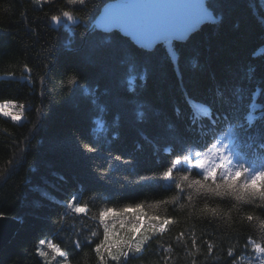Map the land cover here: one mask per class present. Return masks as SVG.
<instances>
[{
    "label": "trees",
    "instance_id": "1",
    "mask_svg": "<svg viewBox=\"0 0 264 264\" xmlns=\"http://www.w3.org/2000/svg\"><path fill=\"white\" fill-rule=\"evenodd\" d=\"M108 1L90 0L77 11L65 0L39 7L31 0H0V103L25 107L21 122L0 114V215L18 224L0 250V264H45L37 254L42 239L58 244L69 264H99L94 251L103 239L99 211L138 203L149 215L174 223L140 253L130 254L126 264H165V256L167 264H231V246L237 256L244 253L239 264H247L251 250L244 245L249 236L258 238L260 228L258 220L242 217L252 213L264 220V209L200 195L193 207L186 200L190 190L179 193L159 174L182 150L187 154L186 144L214 143L218 129L192 102L206 111L210 107L224 131L232 127L225 115L234 125L246 123L251 111L253 126L239 133L238 142L246 158L257 151L247 145L258 144V133L264 132L263 3L206 0L215 22L202 24L184 41L173 40L169 48L159 43L146 50L118 31L93 26ZM64 10L79 19L51 21ZM173 50L176 55L170 56ZM129 53L140 61L131 70ZM129 75L137 77L132 92ZM85 144L98 151L83 152ZM142 176L157 178L142 181ZM72 195L87 205L88 215L67 209ZM174 197L173 203H158ZM205 199L218 215L201 211ZM193 238L199 252L191 247ZM204 241L213 243L212 254ZM49 260L53 264L52 256Z\"/></svg>",
    "mask_w": 264,
    "mask_h": 264
},
{
    "label": "snow or ice",
    "instance_id": "2",
    "mask_svg": "<svg viewBox=\"0 0 264 264\" xmlns=\"http://www.w3.org/2000/svg\"><path fill=\"white\" fill-rule=\"evenodd\" d=\"M33 5L48 3L49 0H31ZM90 0H65L67 6H72L77 11H84L88 7ZM76 6H79L76 8ZM61 17L68 22L75 23L79 17H76L72 11L64 10L59 15H52L51 21L59 23ZM215 22V18L209 12L208 8L202 0H119L114 5H105L102 14L97 20V26L105 32L117 30L128 37H131L137 45L143 49H151L159 43H166L172 40H185L189 37L198 25L203 22ZM175 56L173 50L169 53ZM128 62L130 70L140 62L139 58L133 54H128ZM26 71L30 69L25 66ZM11 75V74H9ZM140 80L144 76L139 77ZM43 81V77L41 78ZM137 77L129 75L127 78L128 91H134ZM69 84L73 83L72 79L68 80ZM255 95V94H254ZM14 107V102L5 101L0 103V114L5 117H11L13 121L21 119L24 105H19L21 111L12 112L10 108ZM256 105L253 103L249 106L254 109ZM143 115V113H141ZM204 116L211 121V124L218 130L213 132L214 143L210 145H198L197 143H188L185 145L188 152L185 154L183 150L171 159L168 166L159 174V179L168 181L170 184L175 183V188L179 193L187 192L186 200L190 206L194 207V196L200 195L204 197H225L236 201L241 205H255L264 209V132L258 133L259 143L255 141L247 145L248 149H257L252 153L251 158L247 152H243L241 144L238 142L239 133H247L252 128L253 116L249 111L246 117V123L235 121L231 117L225 115L223 121L228 123L230 130H219L218 121L220 117L213 119L211 108L204 112ZM99 123V122H98ZM196 121H193L195 124ZM202 147L204 150H195ZM98 149L92 145H83V152L94 153ZM113 159L119 161L120 156ZM130 161H124L129 163ZM175 173V175H174ZM179 181L176 182V177ZM157 177H144L140 179L150 180ZM178 197L172 200L159 201L160 204H170L176 201ZM76 197L73 196L67 203V209L75 214L88 215L89 209L87 205L74 203ZM155 205H153L154 207ZM183 207V205H181ZM237 204H233L232 208H236ZM212 216L218 215L217 208H209L207 199L204 201V208L201 210ZM130 214V215H129ZM96 217H93L95 219ZM106 218H111L120 224L121 228H126V232L118 233L113 230L114 225L106 222ZM99 224L103 227V239L95 244V254L99 264H108L114 261L121 264L123 260L126 264L130 254H135L144 250L145 246L157 234H163L167 231V226L174 223L171 218L160 217L158 215H149L143 210L142 204H136L134 208L123 207L115 209L106 207L98 213ZM259 221L260 234L254 239L249 236L244 248L250 249L247 255V264H264V220L249 213L242 217L243 221L252 222ZM127 221V224L125 223ZM95 236L96 233L92 232ZM178 239H184V233H181ZM53 253L52 259L57 256L63 259L59 264H69L67 254L61 247L53 243L52 240H40V245H45ZM76 247H81L79 242H75ZM207 244V252L213 253L214 245L209 241ZM191 247L197 252L200 248L195 238L191 240ZM40 257L45 259V264H51L48 253L37 248ZM164 251L170 252L171 247L165 248ZM194 255V253H189ZM244 256L242 252L240 256L236 255L235 246L227 249V257L232 258L231 264H239ZM165 264L169 257L165 256ZM192 264H196L193 260ZM227 264V260L225 261Z\"/></svg>",
    "mask_w": 264,
    "mask_h": 264
},
{
    "label": "water",
    "instance_id": "3",
    "mask_svg": "<svg viewBox=\"0 0 264 264\" xmlns=\"http://www.w3.org/2000/svg\"><path fill=\"white\" fill-rule=\"evenodd\" d=\"M118 2H119V0H110V1L106 2V3L101 7V9H100L98 15L96 16V18H95V20H94V22H93V26H94L95 28L104 31L103 29H101V28H99V27L97 26V20L99 19L100 14H102V12H103V8H104L105 5H114V4L118 3ZM202 2H203V3L205 4V6L207 7V5H206V0H202ZM207 8H208V7H207ZM208 10H209V12L213 15V13L211 12V10H210L209 8H208ZM213 17H214V15H213ZM214 18H215V17H214ZM204 23H208V22L206 21V22L201 23L200 25L197 26V28H196L194 31L198 30V29L200 28V26H201L202 24H204ZM209 23H212V22H209ZM112 31H117V30H112ZM194 31H193V32H194ZM118 32H119V31H118ZM193 32H192V33H193ZM119 33L122 34L123 36L129 38V40H130L131 42H133L134 44H136L135 41H134L131 37H128V36H126L125 34H123V33H121V32H119ZM190 34H191V33H190ZM190 34H189V35H190ZM175 41H184V40H175ZM170 42H171V41H170ZM136 45H137V44H136ZM137 46H139V45H137ZM154 46H155V45H154ZM154 46H153V47H154ZM139 47H140V46H139ZM153 47H152V48H153ZM152 48H151V49H152ZM151 49H146V50H151ZM17 226H18V224H17V220H16V219H14V218H9V217H5V216L0 215V250H1V249L5 246V244L11 239V237L13 236V234H14V232H15Z\"/></svg>",
    "mask_w": 264,
    "mask_h": 264
},
{
    "label": "rangeland",
    "instance_id": "4",
    "mask_svg": "<svg viewBox=\"0 0 264 264\" xmlns=\"http://www.w3.org/2000/svg\"><path fill=\"white\" fill-rule=\"evenodd\" d=\"M49 1H51V0H49ZM261 2L263 3V5H264V0H261ZM42 4H40V5H35V6H37V7H39V6H41ZM166 45H167V43H166ZM168 46V48H169V46L170 45H167ZM3 103V102H2ZM19 105L20 104H17V103H14V107L13 108H10L9 109V111H12V112H18V111H21L20 109H19ZM193 105H194V109L196 110V111H205V109H204V107H202V105H201V103H197V102H195V103H193ZM24 110H25V107L23 108V110H22V115H21V119L19 120V121H17V122H21V121H23L24 119H25V117H24ZM2 115V114H1ZM9 118H11L10 116H9ZM73 196H75V195H72V197H71V199L73 198ZM70 199V200H71ZM74 203H79V202H77L76 200L75 201H73ZM80 204V203H79ZM81 205H83V204H81ZM106 222H108L110 225H114V228H113V230L114 231H116V232H118V233H124V232H126V228H121L120 227V224L117 222V221H115V220H113V219H111V218H106ZM125 223L127 224V221H125ZM103 228V227H102ZM45 241H47V240H45ZM40 250H43V251H45L46 253L47 252H49L50 253V255H48V258L50 259V257L51 256H53V253L51 252V250L47 247V243L45 244V245H40ZM37 254H38V251H37ZM39 255V254H38ZM40 257V256H39ZM44 262H45V259L43 258V257H40ZM63 258L62 257H59V256H57L55 259H54V261H53V264H59V261L60 260H62Z\"/></svg>",
    "mask_w": 264,
    "mask_h": 264
},
{
    "label": "bare ground",
    "instance_id": "5",
    "mask_svg": "<svg viewBox=\"0 0 264 264\" xmlns=\"http://www.w3.org/2000/svg\"><path fill=\"white\" fill-rule=\"evenodd\" d=\"M167 45H169V42H167Z\"/></svg>",
    "mask_w": 264,
    "mask_h": 264
}]
</instances>
